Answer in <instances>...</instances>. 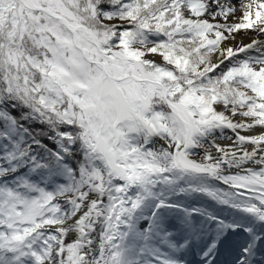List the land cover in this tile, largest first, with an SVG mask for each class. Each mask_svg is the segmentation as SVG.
<instances>
[{"label":"snow or ice","instance_id":"obj_1","mask_svg":"<svg viewBox=\"0 0 264 264\" xmlns=\"http://www.w3.org/2000/svg\"><path fill=\"white\" fill-rule=\"evenodd\" d=\"M225 252L264 264V0H0V264Z\"/></svg>","mask_w":264,"mask_h":264},{"label":"rangeland","instance_id":"obj_2","mask_svg":"<svg viewBox=\"0 0 264 264\" xmlns=\"http://www.w3.org/2000/svg\"><path fill=\"white\" fill-rule=\"evenodd\" d=\"M239 15H240V13H237V16H239ZM243 35H244V34H243V31H242V32L240 33V36L243 37ZM252 35H254V34H253V33H249V36L244 38V43H245V44L249 42V40H250V38H251ZM190 259H191V258H190ZM220 261L223 262V259H222V260L220 259Z\"/></svg>","mask_w":264,"mask_h":264},{"label":"bare ground","instance_id":"obj_3","mask_svg":"<svg viewBox=\"0 0 264 264\" xmlns=\"http://www.w3.org/2000/svg\"><path fill=\"white\" fill-rule=\"evenodd\" d=\"M223 255H225V253ZM228 261H230V259H228L226 262H228Z\"/></svg>","mask_w":264,"mask_h":264}]
</instances>
